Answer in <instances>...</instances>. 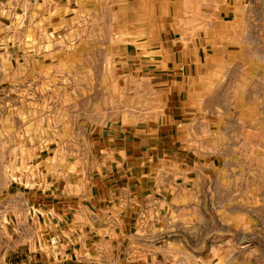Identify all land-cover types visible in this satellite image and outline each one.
<instances>
[{
    "label": "crops",
    "instance_id": "crops-1",
    "mask_svg": "<svg viewBox=\"0 0 264 264\" xmlns=\"http://www.w3.org/2000/svg\"><path fill=\"white\" fill-rule=\"evenodd\" d=\"M74 2L79 24L99 6L115 23L103 50L124 71V104L89 125L90 161L0 186V264H250L233 210L198 201L215 196V167L228 161L202 153L213 111L206 81L191 72L192 55L205 50L199 39L218 35L197 22L231 19L241 0H59ZM7 28L0 20L2 73L16 56ZM201 230L221 237L199 238Z\"/></svg>",
    "mask_w": 264,
    "mask_h": 264
},
{
    "label": "rangeland",
    "instance_id": "rangeland-1",
    "mask_svg": "<svg viewBox=\"0 0 264 264\" xmlns=\"http://www.w3.org/2000/svg\"><path fill=\"white\" fill-rule=\"evenodd\" d=\"M37 2V7L32 0L0 5V20L9 30L2 38L16 51L0 71V81H6L0 85V186L11 188L30 181L31 174L90 161L89 125L121 108L127 90L124 71L103 50L115 25L102 21L105 7L79 24L76 2ZM82 29L91 36L79 37ZM197 29L218 33L199 39L205 50L192 55L193 80L206 81L205 106L213 111L202 153L228 161L215 167L221 171L215 196L198 201L229 206L241 255H249L250 264H264V0H241L231 19L198 21ZM118 43L121 49L119 38ZM134 75L141 77L138 71ZM207 235L221 237L216 230L199 231V238Z\"/></svg>",
    "mask_w": 264,
    "mask_h": 264
}]
</instances>
